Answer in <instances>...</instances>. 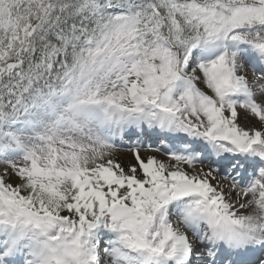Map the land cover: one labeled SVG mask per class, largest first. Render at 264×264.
Instances as JSON below:
<instances>
[{
  "label": "snow or ice",
  "instance_id": "1",
  "mask_svg": "<svg viewBox=\"0 0 264 264\" xmlns=\"http://www.w3.org/2000/svg\"><path fill=\"white\" fill-rule=\"evenodd\" d=\"M0 264H264V0H0Z\"/></svg>",
  "mask_w": 264,
  "mask_h": 264
},
{
  "label": "rangeland",
  "instance_id": "2",
  "mask_svg": "<svg viewBox=\"0 0 264 264\" xmlns=\"http://www.w3.org/2000/svg\"><path fill=\"white\" fill-rule=\"evenodd\" d=\"M123 159H127V158H130V157H122Z\"/></svg>",
  "mask_w": 264,
  "mask_h": 264
}]
</instances>
